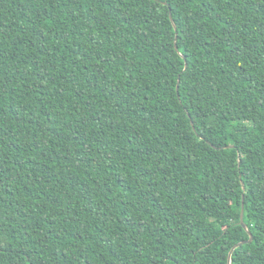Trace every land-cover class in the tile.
Listing matches in <instances>:
<instances>
[{
	"label": "trees",
	"instance_id": "trees-1",
	"mask_svg": "<svg viewBox=\"0 0 264 264\" xmlns=\"http://www.w3.org/2000/svg\"><path fill=\"white\" fill-rule=\"evenodd\" d=\"M242 195L264 264V0H0V264H228Z\"/></svg>",
	"mask_w": 264,
	"mask_h": 264
},
{
	"label": "water",
	"instance_id": "water-1",
	"mask_svg": "<svg viewBox=\"0 0 264 264\" xmlns=\"http://www.w3.org/2000/svg\"><path fill=\"white\" fill-rule=\"evenodd\" d=\"M170 19H171V15H170ZM174 28L176 29V26H175V25H174ZM176 40H177V36L175 37V41H174V43H175V48H177V47H176ZM186 67H187V64H185L184 69H186ZM177 90H178V85H177ZM191 124H192V123H191ZM192 127H193V125H192ZM231 147H232V146H231ZM243 188H244V186H243ZM243 213H244V196L242 195V207H241V214H240V224L242 225L243 229H245V230L248 232V234H249V239H248V240H244V241H240V242H238L237 244H235V245L231 248V250H230V252H229V255H228V264H231V256H232V254H233V251H234L237 247H239L240 245H242V244L250 243V242L252 241V239H253L252 234L247 230V226H246V224H245L244 221H243Z\"/></svg>",
	"mask_w": 264,
	"mask_h": 264
}]
</instances>
